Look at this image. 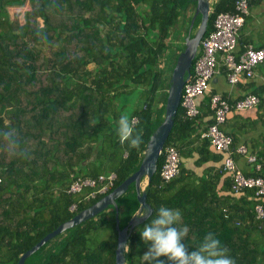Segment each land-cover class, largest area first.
<instances>
[{
	"label": "trees",
	"instance_id": "trees-1",
	"mask_svg": "<svg viewBox=\"0 0 264 264\" xmlns=\"http://www.w3.org/2000/svg\"><path fill=\"white\" fill-rule=\"evenodd\" d=\"M27 2L30 9L10 11ZM235 2L213 3L204 37L219 13L235 11ZM196 7L197 0H0V131L14 130L25 152L9 150L0 139V264H17L41 238L105 196L85 199L91 188L68 192L74 176L115 173L110 193L138 170L164 120L170 78ZM200 22L198 15L192 36ZM124 112L138 119L139 148L119 143L117 121ZM199 119L189 118L180 105L166 147L180 150ZM198 150L222 160L198 184L182 164L180 174L165 182L162 151L145 189L154 212L133 229L127 264H143L148 245L139 231L161 205L181 212L177 226L188 227L184 243L190 250L212 232L236 264H264V219L256 221L254 213L264 197L249 188L233 191L232 173L224 168L228 152L207 138ZM221 174L227 175L229 195L217 190ZM246 175L264 176V164ZM74 202L79 208L71 211ZM117 205L49 240L25 264H116L117 212L123 228L140 208L134 183ZM102 229L108 233L99 239Z\"/></svg>",
	"mask_w": 264,
	"mask_h": 264
},
{
	"label": "built area",
	"instance_id": "built-area-1",
	"mask_svg": "<svg viewBox=\"0 0 264 264\" xmlns=\"http://www.w3.org/2000/svg\"><path fill=\"white\" fill-rule=\"evenodd\" d=\"M248 13L249 0H236L235 11L219 13L214 22V29L201 40L198 50L201 53L199 56L197 54L198 57L194 69L183 89L181 105L185 108V113L189 118H194L200 114V108L196 100L209 90L210 81L217 72L219 57L224 60L227 77L231 83L239 82L241 75H246L248 78L254 77L255 68L259 64L264 63V45L258 47L254 45L247 46L238 60L234 54L240 30ZM261 100V96L250 93L231 104L220 94L213 95L212 105L215 108V120L202 133V137L209 139L217 150L229 153L224 168L232 173V189L236 194L243 189L249 188L255 190L256 196L264 197V176H247L243 172L231 155L234 138L231 134L224 131L221 126L225 124L230 110L234 108L237 110L252 108L260 104ZM134 119L136 122L138 121L136 117ZM165 147L166 157L161 169V177L165 182H169L181 172V154L178 147L174 144ZM237 151L245 155L248 162L255 166L256 170L262 169L258 156L250 153L245 145L239 146ZM115 178V173H111L108 176L100 175L98 178H83L76 175L68 192L77 194L85 188H91L84 197L87 200L95 198L98 194L107 195L109 189L114 186ZM78 208L79 202H74L70 206L71 211H75ZM254 213L256 221L263 220L264 204L257 203L254 207ZM225 216L228 217V214H225Z\"/></svg>",
	"mask_w": 264,
	"mask_h": 264
},
{
	"label": "crops",
	"instance_id": "crops-1",
	"mask_svg": "<svg viewBox=\"0 0 264 264\" xmlns=\"http://www.w3.org/2000/svg\"><path fill=\"white\" fill-rule=\"evenodd\" d=\"M217 0H211V6ZM236 3V2H235ZM28 10L31 8L30 2L25 6L10 7L13 9L22 8ZM249 45H264V0H249V13L240 30L238 44L234 52L236 59L240 57ZM264 63L255 68L254 77L248 78L241 75L237 83H231L227 77V69L224 60L219 57L217 72L210 81L209 90L197 98V104L200 108L201 119H199L197 128L187 143L180 147L181 164L189 170L188 177L193 183L198 184L206 170L218 169L222 166L221 156H215L213 153H207L206 150L200 153L198 148L202 147L204 138L202 133L215 120V108L212 105V97L220 94L229 103L234 104L237 100L247 94L254 93L262 97L260 104L244 109H232L227 114L225 124L221 127L224 131L233 136L232 146L235 160L244 173H252L253 165L248 162L245 155L238 152V147L245 145L249 152L258 156L260 163L264 164ZM219 157V158H217ZM224 157H222L223 159ZM213 172V171H212ZM209 176V175H208ZM227 175L221 174L217 182V190L220 195H229ZM241 197L236 195L234 199ZM239 200V199H238ZM237 200V201H238ZM236 201V202H237ZM241 202V199H240Z\"/></svg>",
	"mask_w": 264,
	"mask_h": 264
},
{
	"label": "water",
	"instance_id": "water-1",
	"mask_svg": "<svg viewBox=\"0 0 264 264\" xmlns=\"http://www.w3.org/2000/svg\"><path fill=\"white\" fill-rule=\"evenodd\" d=\"M211 10V0H197V7L190 24L189 34L185 39V48L178 55L170 78L164 120L150 136L144 152L143 160L138 170L126 178L112 192L102 197L90 207L81 210L73 218L61 223L56 229L41 238V240H39L32 248L28 249L21 256L17 264H25L27 258L38 251L49 240L65 232L67 229L73 228L95 217L106 210L110 205L115 206L118 210L117 199L127 192L130 185L134 183L138 201L140 203L138 212L123 228L120 226L119 213L117 212L116 215V227L118 229L116 264H127L124 245H128V240L133 229L140 223L146 221L154 212V208L147 200V192L145 189L147 185L151 183V180L158 169L159 157L173 129L175 116L177 115L182 102L183 89L192 72L193 61L197 57L201 40L206 33ZM198 15H201V22L198 25L195 34L192 36L191 33ZM138 214L142 217H139Z\"/></svg>",
	"mask_w": 264,
	"mask_h": 264
},
{
	"label": "clouds",
	"instance_id": "clouds-1",
	"mask_svg": "<svg viewBox=\"0 0 264 264\" xmlns=\"http://www.w3.org/2000/svg\"><path fill=\"white\" fill-rule=\"evenodd\" d=\"M116 132L121 145L127 143L130 148H139L143 142L136 130L135 119L127 112L120 115ZM0 139L9 150L20 149L14 130L0 131ZM19 154L24 155V150L20 149ZM180 221L179 210L164 205L157 209L155 218L139 231L142 241L148 245L142 255L143 264H236V260L229 255V249L212 232L204 235L199 245L190 250L184 243L189 229L187 226L178 227ZM128 250L125 244L124 252Z\"/></svg>",
	"mask_w": 264,
	"mask_h": 264
},
{
	"label": "rangeland",
	"instance_id": "rangeland-1",
	"mask_svg": "<svg viewBox=\"0 0 264 264\" xmlns=\"http://www.w3.org/2000/svg\"><path fill=\"white\" fill-rule=\"evenodd\" d=\"M25 8L24 7H22V8H16V9H13L12 10V14L13 13H16V12H22V11H25L24 10ZM181 30H182V36L185 34V27L184 26H182L181 27ZM196 32V31H195ZM182 39H181V37H179V38H177V41H176V44L178 45H181L182 44ZM170 68V67H169ZM134 100V97L133 96H131L130 98H129V101H133ZM25 147H23V149H24ZM100 232L96 235V237L98 236V237H100L99 239H101V238H103V237H105L106 235H107V233H108V231H107V229H102V230H99ZM95 239V238H94Z\"/></svg>",
	"mask_w": 264,
	"mask_h": 264
}]
</instances>
